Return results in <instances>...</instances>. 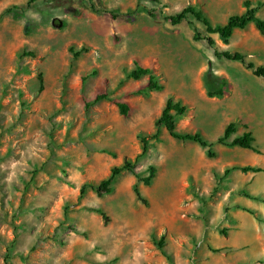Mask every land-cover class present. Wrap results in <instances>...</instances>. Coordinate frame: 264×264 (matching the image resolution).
<instances>
[{
    "label": "rangeland",
    "instance_id": "rangeland-1",
    "mask_svg": "<svg viewBox=\"0 0 264 264\" xmlns=\"http://www.w3.org/2000/svg\"><path fill=\"white\" fill-rule=\"evenodd\" d=\"M28 1L0 0V264H264V79L215 55L264 66V36L224 42L193 21L213 48L164 18L194 6L224 25L246 2L264 18V0ZM138 7L158 17L128 16ZM136 63L161 90L128 77ZM169 98L188 108L179 133L214 142L235 122L229 142L250 130L258 153L171 137L157 127ZM125 160L135 173L112 193L81 195Z\"/></svg>",
    "mask_w": 264,
    "mask_h": 264
},
{
    "label": "trees",
    "instance_id": "trees-1",
    "mask_svg": "<svg viewBox=\"0 0 264 264\" xmlns=\"http://www.w3.org/2000/svg\"><path fill=\"white\" fill-rule=\"evenodd\" d=\"M39 1H43V0H29L27 6L30 7L31 5ZM154 1H158V0H154ZM245 8L246 11L244 14L233 15L228 19V21L224 25H217V26H214L209 20V18L202 11L198 10L194 6H187L176 14L165 15L164 18L173 25H180L185 21L188 22L193 29L194 38L196 40H206L211 47L215 48V41L211 37L202 38V35L194 25L193 21H198L202 23L206 27V30L209 34H218L219 37L224 42H228L233 37L236 31L245 30L250 25H254L256 29L260 32V34L264 36V18H261L258 15L260 7H252V4L250 2H246ZM141 12L147 13L152 18L158 17L156 11L146 10L141 7H138L135 11L129 13L128 16H131L132 14H140ZM82 51L85 50L82 49ZM80 54L81 51L74 53V58L77 59L80 56ZM215 55L218 58L239 62L245 65L247 69L251 70L254 73V75L264 79V66L255 67L254 64L247 62L245 55L240 52H235V53L228 51L220 52L215 48ZM151 73L152 72L149 68H146L141 64L136 63L135 69L129 73L128 77L134 80H140L142 77L149 75V82L146 87V90H150V91L161 90L162 89L161 85L157 81H155V77ZM42 88L43 86L41 85L40 89ZM105 98H106L105 95H99L96 97L95 101H99ZM117 106L120 110V113L123 116H128V106L126 104L118 103ZM187 110L188 108L186 106L182 105L179 102H175L172 98H169L165 104L161 116L157 121V127L158 128L164 127L169 133V135L175 139L197 143L203 148L208 149L209 151H211V149L215 145H224L229 147H239L244 150H251L253 152L258 153V151L253 145V143L255 142V137L252 131L250 130H246L241 136L236 137L233 141L229 142L230 138L237 132V126L235 122H231L230 124H228L224 129L223 134L219 138H217V140L214 142H210L206 140L198 133L195 134L179 133L177 131L178 119L184 116ZM149 138L155 139L156 136H151ZM142 143H143L142 153L137 157V159L142 158L147 153L148 137L143 138ZM236 169H240L244 173L262 171V169L250 165L238 167ZM126 171L135 173V166L129 160H125L121 166L112 168L110 176L107 179L101 181L100 184L83 185L80 191L81 195H84L87 188L89 187L93 191H95L98 195H101L102 193H106V194L112 193V184L115 181L116 177H118L121 173ZM154 175H155V169L151 167L150 175L148 177L140 178L138 175L136 177L139 182H142L144 185L148 186L151 184ZM135 194L140 201H142L144 204H147V202L143 198L138 188L135 189ZM248 197L250 199L260 200V198L258 197H251V196ZM244 210L248 211L251 214H255L253 210L250 209H244ZM160 244L161 246H163V242H161Z\"/></svg>",
    "mask_w": 264,
    "mask_h": 264
}]
</instances>
